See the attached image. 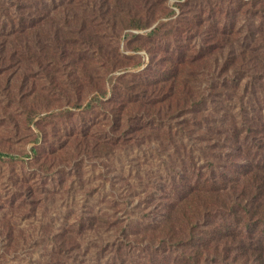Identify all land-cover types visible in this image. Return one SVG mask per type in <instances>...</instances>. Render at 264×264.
<instances>
[{
	"label": "rangeland",
	"instance_id": "1",
	"mask_svg": "<svg viewBox=\"0 0 264 264\" xmlns=\"http://www.w3.org/2000/svg\"><path fill=\"white\" fill-rule=\"evenodd\" d=\"M27 1L11 9L12 23L0 10V46L8 50L0 53V152L24 155L36 147L34 156L0 157V264L38 262L59 245L53 236L79 217H152L159 187L177 171L189 172L192 155L204 173H235L229 153L235 157L239 141L224 145L223 131L233 119L264 116V78H255L264 70V0L257 8L252 0ZM243 50L261 59L244 72L246 101L213 117L212 108L199 106L198 119L223 124L211 130L214 122H204L200 137L179 135L171 146L155 130L161 119H175L159 94L184 87L204 93ZM139 119L147 130H124L127 122L137 129ZM81 234L83 248L92 249L113 232Z\"/></svg>",
	"mask_w": 264,
	"mask_h": 264
},
{
	"label": "trees",
	"instance_id": "2",
	"mask_svg": "<svg viewBox=\"0 0 264 264\" xmlns=\"http://www.w3.org/2000/svg\"><path fill=\"white\" fill-rule=\"evenodd\" d=\"M259 2L252 0L253 7L257 8ZM28 4L27 0H0V10H5L6 20L12 23L15 18L11 9L16 5L25 8ZM260 9L258 7V11ZM17 19L25 28L26 17L21 15ZM7 51L0 46V53ZM248 57L246 50L229 57L223 74H213L209 79L211 86L204 93L192 87L162 91L161 100L168 101L175 119L158 121L160 128L156 126V132L160 134L163 130L175 147L179 135L191 140L204 134V122L208 125L214 122L211 130L217 124L222 125L223 119H198L196 110L199 106L204 111L212 108L213 117L217 109L223 110L222 106L234 100L246 101L245 91L239 87L244 76L249 78L244 72L249 70L252 60L258 66L261 64L259 55L252 60ZM255 78H264V70ZM230 82H234V86H230ZM199 96L201 98H196ZM189 113L188 119H182ZM252 117L258 120L249 121L251 116L247 114L244 117L247 120L233 119L232 129L223 131L224 145L228 142L234 146L235 141H239L235 145V157H231L233 152L229 153L231 163L237 165L235 173L217 174L214 170L204 173V166L198 167L192 155L189 172L177 171V176H170L169 186L159 187L163 191L162 201L153 203L156 213L152 217L133 219L126 214L79 217L53 236V241H59L57 248L42 252L40 260L32 264H264V116L254 113ZM142 120L145 119L136 123L137 129L128 122L123 128L144 132L150 125ZM117 122L116 119L113 124L118 126ZM244 129L249 132L245 137ZM134 142L137 146L142 143L141 140ZM182 145L173 156L179 161L184 151ZM35 154L33 146L30 154L0 152V157L23 159ZM124 205L127 207V202ZM103 227L112 230L111 238L103 244L97 242L92 249H84L82 230Z\"/></svg>",
	"mask_w": 264,
	"mask_h": 264
}]
</instances>
